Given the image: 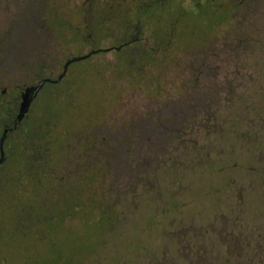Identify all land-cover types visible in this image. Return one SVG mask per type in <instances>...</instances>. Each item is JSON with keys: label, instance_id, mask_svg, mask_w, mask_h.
<instances>
[{"label": "flooded vegetation", "instance_id": "obj_1", "mask_svg": "<svg viewBox=\"0 0 264 264\" xmlns=\"http://www.w3.org/2000/svg\"><path fill=\"white\" fill-rule=\"evenodd\" d=\"M20 9L0 30V264H58L60 238L88 215L107 223L106 239L116 234L141 183L125 161H166L175 143L194 159L230 158L235 138L203 149L202 130L217 128L225 96L251 111L264 97L251 88L264 64V0H20ZM254 143L261 156L258 137L247 151Z\"/></svg>", "mask_w": 264, "mask_h": 264}, {"label": "rangeland", "instance_id": "obj_2", "mask_svg": "<svg viewBox=\"0 0 264 264\" xmlns=\"http://www.w3.org/2000/svg\"><path fill=\"white\" fill-rule=\"evenodd\" d=\"M20 12V0H0V30H8ZM255 67L251 88L264 90V64ZM257 95L252 97V111L232 110L233 98L225 96L217 128L201 132L203 149L218 135L235 138L233 157L210 153L194 159L186 155L185 145L175 143L166 161H125L128 168L140 170L137 208H123L121 229L108 239L107 223L100 225L94 215L82 225H71L69 237L60 238L58 264H108L121 257L138 264H264V145L261 156L256 143L250 151L245 146L250 135L264 143V97ZM152 171L155 194L149 181ZM166 208V221L147 225V219L159 217ZM152 249L157 252L148 257Z\"/></svg>", "mask_w": 264, "mask_h": 264}, {"label": "water", "instance_id": "obj_3", "mask_svg": "<svg viewBox=\"0 0 264 264\" xmlns=\"http://www.w3.org/2000/svg\"><path fill=\"white\" fill-rule=\"evenodd\" d=\"M36 93V90L34 91H30L28 94L25 95L24 97V102H23V105H22V110L20 112V115L26 110L27 106H28V103L29 101L33 98V95Z\"/></svg>", "mask_w": 264, "mask_h": 264}]
</instances>
